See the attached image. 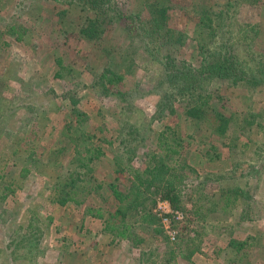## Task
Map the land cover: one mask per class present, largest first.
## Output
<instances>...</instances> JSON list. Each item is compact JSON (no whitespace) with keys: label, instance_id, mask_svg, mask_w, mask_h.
Returning <instances> with one entry per match:
<instances>
[{"label":"rangeland","instance_id":"1","mask_svg":"<svg viewBox=\"0 0 264 264\" xmlns=\"http://www.w3.org/2000/svg\"><path fill=\"white\" fill-rule=\"evenodd\" d=\"M162 1L155 44L117 13L148 0H113L100 39L81 32L90 0H0V264H264V0H230L228 19V0ZM218 50L244 81L209 75ZM104 71L125 76L121 94L100 85ZM214 109L232 118L224 134ZM164 130L181 144L168 174L152 169ZM168 175L184 213L176 242L153 220L171 203ZM119 207L115 224L142 243L105 229Z\"/></svg>","mask_w":264,"mask_h":264},{"label":"trees","instance_id":"2","mask_svg":"<svg viewBox=\"0 0 264 264\" xmlns=\"http://www.w3.org/2000/svg\"><path fill=\"white\" fill-rule=\"evenodd\" d=\"M93 7L96 9V16L93 18H91L90 21H88V24H86L85 26H83L81 28V32L88 38L91 39H100L102 38V34L104 33V27L102 26L101 23L106 22V20H108V15L110 14L109 12L113 11V7L114 6V2L113 0H90ZM122 9L121 10H117L118 12V16L125 22L124 23V27L122 28V30L126 31V33L128 34L129 32L133 31V30H138L140 34H142L144 36L145 39H147V41L149 43H161L163 37H164V33H162V31L166 28V22L167 20H169V14H168V10L169 7L165 4H163L162 0H148L145 8L142 10V12H137L135 10H131V9H124V5L122 2H120ZM234 3L233 1L228 0L227 2H225L223 5H221V10H218V13L220 15V17L222 19H228L229 17H232L233 14V9H234ZM115 12V11H114ZM116 13V12H115ZM114 13V16L116 15ZM112 18V17H111ZM106 19V20H104ZM105 22H102V21ZM101 22V23H99ZM99 24V25H98ZM106 25V24H105ZM219 28V26H218ZM221 28V27H220ZM137 32V31H136ZM217 30L213 29V30H209V36L213 37L214 35H216ZM163 43V42H162ZM218 60L212 64L209 65L210 67V71L214 74H209V75H217V77H220L224 80H232V79H240L244 81L243 77H246L243 75V71L238 67V63H240L238 60L236 61L235 56L233 57L232 55H227L224 54L223 52H221V50H218ZM62 63V60H59V64ZM62 65V64H61ZM216 69V70H214ZM183 75V74H182ZM56 76H60V72H57ZM101 80H100V85L103 88H106L108 91H110V93L112 94H121L122 91L121 89L115 91V88H119L120 86L116 85L117 83L122 85V83L124 82L125 76L120 72H108L104 71L101 74ZM249 79V77H248ZM185 80V79H182ZM254 83L255 80L253 77H250V81ZM237 83V79L236 82H233V84ZM117 86V87H116ZM203 108H199L198 109V115L202 117L203 113H205V110H202ZM208 113V112H206ZM212 117H215V123H218V133L220 134H224L226 133L229 124L232 120L231 117L227 116L225 113L219 111V110H215L213 111V114H211ZM169 129V127H168ZM159 139V146L164 144V150H167V155L166 157L162 158V161L158 164V166H154L152 169H157V170H164V172H169L170 171V166L168 164L165 163V159L168 158L167 156L170 155H176L178 154L181 150H180V142H176L175 146H172L171 144H169L168 142V136H166V132L165 130L159 133L158 136ZM175 140H177L176 138H174ZM88 152H90L91 150H87ZM98 154H91L89 160H93L96 157H99V154H102L103 152L101 151V149H97ZM152 157V161H155V154L151 155ZM81 166H86L88 167V163H81ZM147 166L149 168L150 164L149 162L147 163ZM147 168V167H146ZM168 174V173H167ZM167 180L166 183L162 184V189L164 192V198L166 199H170L172 206L174 209H181V207L179 206V198L174 197L172 192L173 191H177V188H175L176 186L174 185L175 182L174 180H172L170 178V175L167 176ZM176 180V179H175ZM141 184L144 185L145 182L141 179ZM140 184V185H141ZM180 189V190H179ZM113 191L115 193V197L117 199H120V202L124 201L129 194H123L122 192H120L116 187H113ZM177 193H182V189L178 188V192ZM73 197L72 196H67L64 197L62 199L59 200V203L61 204H66L69 200H72ZM172 199V200H171ZM119 215H122V219H124L125 216V212L123 211V209L121 207H119L115 213L111 214L109 219H107V221H105V229L107 231L110 232H115L118 233V235H126L129 237H131L130 241L134 244V245H138L140 243L143 242L144 238H141L140 236L138 237H132L129 236L128 234H125L124 231H127L126 229L121 228V226H117L115 224L116 219ZM150 217V215H149ZM149 217H145L144 219H149ZM153 220H157L159 222V225L161 227V232L163 234H165V236L171 240L169 238V236L167 235L165 228L162 224L161 218L158 216V214L155 212H153ZM114 222V225H113ZM149 222L154 223L153 221H151V217L149 219ZM126 227V224H125ZM160 232V233H161ZM161 233V234H162ZM181 234L180 232H178L177 234V239L174 241H178L180 238ZM172 241V240H171ZM173 242V241H172ZM240 244V243H239ZM238 244V245H239ZM237 245V243H236Z\"/></svg>","mask_w":264,"mask_h":264},{"label":"built area","instance_id":"3","mask_svg":"<svg viewBox=\"0 0 264 264\" xmlns=\"http://www.w3.org/2000/svg\"><path fill=\"white\" fill-rule=\"evenodd\" d=\"M155 212L161 218L162 224L169 238L172 241L177 239L178 230H176L174 222L184 218V213L179 209H174L168 200L159 199Z\"/></svg>","mask_w":264,"mask_h":264}]
</instances>
